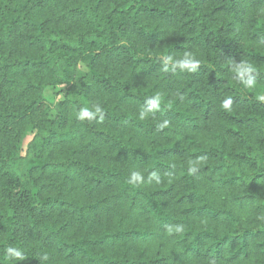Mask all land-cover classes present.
<instances>
[{"label":"trees","instance_id":"obj_1","mask_svg":"<svg viewBox=\"0 0 264 264\" xmlns=\"http://www.w3.org/2000/svg\"><path fill=\"white\" fill-rule=\"evenodd\" d=\"M262 95L264 0H0V264H264Z\"/></svg>","mask_w":264,"mask_h":264},{"label":"clouds","instance_id":"obj_2","mask_svg":"<svg viewBox=\"0 0 264 264\" xmlns=\"http://www.w3.org/2000/svg\"><path fill=\"white\" fill-rule=\"evenodd\" d=\"M169 65H172L173 68H179L181 71H186V72H196L199 67H200V60L195 57V55L191 53H185L181 58L179 59H174L172 56H167L163 60V69L167 71L169 69ZM235 72V79L241 83L244 87L248 89H254L257 86L256 79L252 73L255 72V68L253 65L247 63V62H242L239 64L234 69ZM261 100H264V95L260 97ZM162 102V98L160 95H156L154 97L149 98L146 101V104L148 105L147 111L148 112H153L155 110H158L160 108ZM233 104V100L231 97H228L222 101V108L225 110H228L231 108ZM145 111H141L140 113V118L144 119L146 116ZM97 116L103 117V109L97 105L95 107V110L92 111L88 107L81 108L78 113V118L81 120H92L95 119ZM160 128H165L168 127V122L165 121L161 124H159ZM190 172H195L196 169L194 167L189 168ZM151 178L156 179L157 182H159V176L157 173H152ZM144 181V176L140 171H133L130 174L129 177V183L136 185L140 184ZM177 231L180 230L179 227L176 229ZM5 254L7 257L11 260L15 261H23L25 259L24 253L20 248L14 247V246H9L5 249ZM47 259V257H45Z\"/></svg>","mask_w":264,"mask_h":264},{"label":"rangeland","instance_id":"obj_3","mask_svg":"<svg viewBox=\"0 0 264 264\" xmlns=\"http://www.w3.org/2000/svg\"><path fill=\"white\" fill-rule=\"evenodd\" d=\"M87 71H88L87 68L85 66L81 65L79 67V70H78V75L83 76L87 73ZM63 95H64V93L59 89H48L45 92L46 99L53 104L61 101L63 99ZM27 142H28V139L24 142V149L25 150H26Z\"/></svg>","mask_w":264,"mask_h":264}]
</instances>
